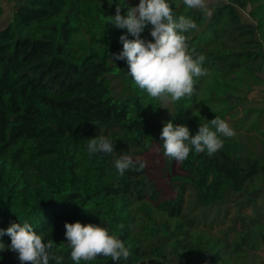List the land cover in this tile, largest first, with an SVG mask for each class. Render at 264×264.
Returning <instances> with one entry per match:
<instances>
[{
  "label": "trees",
  "instance_id": "16d2710c",
  "mask_svg": "<svg viewBox=\"0 0 264 264\" xmlns=\"http://www.w3.org/2000/svg\"><path fill=\"white\" fill-rule=\"evenodd\" d=\"M118 2L16 0L0 29V229L28 222L62 264H76L64 225L77 221L131 246L128 259L80 264H264V100L246 106L264 86V0L206 1V12L169 0L175 19L197 24L184 35L207 71L175 102L150 97L126 60L112 59L127 34L108 22ZM151 28L142 38L153 39ZM215 116L234 117L235 136L221 137L211 156L192 149L173 171L160 140L165 124L195 135ZM97 135L114 142L112 154L88 153ZM151 149L169 174L164 190L146 166L122 177L115 168L121 154ZM0 264L21 261L4 250Z\"/></svg>",
  "mask_w": 264,
  "mask_h": 264
},
{
  "label": "clouds",
  "instance_id": "9594fccd",
  "mask_svg": "<svg viewBox=\"0 0 264 264\" xmlns=\"http://www.w3.org/2000/svg\"><path fill=\"white\" fill-rule=\"evenodd\" d=\"M189 9H200L206 12V0H183ZM112 4V3H111ZM109 4V5H111ZM127 7V12L121 14V9ZM210 14V13H207ZM115 28L126 29L134 39H128L127 34L119 37L123 45L121 51L111 54L114 61L126 60L128 73L139 88L147 91L150 97L168 102L179 101L194 94L196 79L207 75L202 67L204 55L193 58L188 49L184 33L196 29L197 24L191 18L181 15L174 18L169 0H139L135 7L128 6L127 0H119L115 15L109 16L108 22ZM151 24L150 35L153 39L142 38L145 28ZM235 131L229 124L215 116L209 123H201L195 135L190 134L185 124L173 125L168 121L162 128L160 140L163 141L164 155L174 158L182 164L192 149L196 153L205 150L209 156L223 148L221 137L231 138ZM87 150L90 155L96 153L112 154L115 144L103 135L89 139ZM115 168L119 175H125L126 170L137 171L146 166L145 161H134L129 155L121 154L115 160ZM138 165V167H137ZM65 238L71 247V259L80 264L81 261H92L97 256L111 257L113 261L128 259L131 246L109 228L100 224H82L65 222ZM123 228V225H120ZM8 235L10 245L0 240V252L10 250L18 254L21 264H62L63 257L52 251V240L45 243L28 222L11 223L7 229H0V237Z\"/></svg>",
  "mask_w": 264,
  "mask_h": 264
},
{
  "label": "rangeland",
  "instance_id": "374dc122",
  "mask_svg": "<svg viewBox=\"0 0 264 264\" xmlns=\"http://www.w3.org/2000/svg\"><path fill=\"white\" fill-rule=\"evenodd\" d=\"M133 1L134 0H132V2ZM208 1L213 2L216 0ZM15 2L16 0H0V4L4 8V15L0 19V29L5 28L12 21ZM135 2L139 4V0L134 1V5L136 6L138 4H136ZM242 15L245 20H249V17L246 15L245 12H242ZM261 100H264V86L261 90H256L249 95V102L248 104H246V106H256L257 104H261ZM239 114H242V110ZM225 121L229 124L230 127L233 128L235 122L234 117H227ZM133 158L140 159L146 162V168L150 172V175L153 176L154 179H156L157 182L161 184L159 187L164 190L166 185L165 180H169V174H167V170H165L163 166L159 164L158 159L155 157V150L151 149L149 152L143 155H135ZM172 167L174 169L173 171H177L178 163H173Z\"/></svg>",
  "mask_w": 264,
  "mask_h": 264
},
{
  "label": "built area",
  "instance_id": "2783aa9c",
  "mask_svg": "<svg viewBox=\"0 0 264 264\" xmlns=\"http://www.w3.org/2000/svg\"><path fill=\"white\" fill-rule=\"evenodd\" d=\"M213 2H214V1H213ZM207 3H211V2L207 0Z\"/></svg>",
  "mask_w": 264,
  "mask_h": 264
}]
</instances>
